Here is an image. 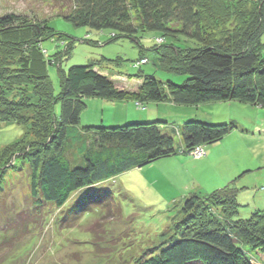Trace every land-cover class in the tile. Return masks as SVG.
<instances>
[{"label":"trees","instance_id":"1","mask_svg":"<svg viewBox=\"0 0 264 264\" xmlns=\"http://www.w3.org/2000/svg\"><path fill=\"white\" fill-rule=\"evenodd\" d=\"M51 2L55 14L66 22L95 31L100 38L106 34V42L100 45L121 39L135 43L139 58L133 68L138 73L130 77L133 85L127 89L107 74V66L118 65L117 61L101 58L63 71L65 55L47 57L41 48L42 42L55 36L44 19L27 13L0 14V124L23 131L21 138L0 150V195L9 186L5 179L25 174L32 205L17 214L12 204L6 210L0 207L9 232L25 220L43 214L52 217L54 212L66 228L104 210L125 220L106 185L116 184L127 172L175 156L200 160L206 148L241 131L234 121L201 114V105L239 103L264 111V0ZM147 33L156 37L154 46L145 50L141 38ZM88 38L84 40L89 42ZM145 52L153 58L149 60ZM150 61L155 70L186 77L185 81L175 85L144 74L141 66ZM50 66L56 67L59 77L57 95L47 74ZM87 99L132 102L137 109L149 104L194 107L198 112L170 115L172 122L162 116L144 124H128L132 120L125 119L117 123L128 124L121 127L80 129ZM196 150L203 155L194 158ZM244 174L204 196L191 193L180 198L181 218L131 264H250L243 247L264 256V209L236 219L242 200L235 184Z\"/></svg>","mask_w":264,"mask_h":264},{"label":"rangeland","instance_id":"2","mask_svg":"<svg viewBox=\"0 0 264 264\" xmlns=\"http://www.w3.org/2000/svg\"><path fill=\"white\" fill-rule=\"evenodd\" d=\"M51 4V0H0V14L27 13L44 19L55 36L42 42L41 48L46 52L47 57L56 58L65 55L61 64L63 71L73 66L88 65L101 58L117 61L118 65H106L107 74L115 84L129 89L133 85L130 77L138 73V70L133 68V63L139 58V47L126 39L100 45V42H106V34L100 38L95 31L75 27L58 17ZM87 35L89 42L84 40ZM155 37L156 35L151 33L142 36L141 44L145 50L154 46ZM168 42L166 39L164 43ZM65 49H68L67 53ZM144 55L149 60L153 58L150 52H145ZM140 71L146 75H153L161 82L171 81L175 85H181L186 79L183 76L169 75L155 70L151 61L141 66ZM47 74L54 94L57 95L60 82L56 67H48ZM27 95L30 96L29 93ZM85 105L86 108L80 115L78 125L80 129L84 126L121 127L128 124L149 123L162 118L159 117L162 112L167 117L171 115L173 118L183 117L186 112L194 115L198 112L194 107L170 109L164 107V104H149L137 109L132 102L118 103L102 99H87ZM199 109L201 114L215 119H225V122L234 121L240 129L247 130V135L242 136L235 132L229 135L232 136L229 139L231 147H236L241 152L234 156V161L240 162L244 159L261 164L257 166L258 170L247 177L248 179L261 176L259 173L264 174V127L261 130L249 128L259 122L264 125V111L239 103L222 102L201 105ZM56 110L59 112V106ZM125 119L132 120V123L117 124ZM181 125L183 123L179 124ZM22 135V129L16 126L6 127L0 124V150ZM223 144L227 146V143ZM154 168L155 166H146L141 170H132L119 176L116 184L105 186L112 190L114 199L121 205L122 217L126 218L125 220L118 218V213L113 217L108 210H104L101 214H96L97 216L81 218L70 228H66L64 223H58L56 219L58 214L51 212L52 217L43 214L39 219L32 218L28 223V220H25L14 231L9 232V228L6 230V221L0 218V264H131L135 258H139L143 250L155 246L161 240L159 235L181 218L178 214L181 202H178L180 198L177 197L188 192H182L186 184L190 183L188 187L192 188L194 181H198L202 175L197 169L196 172L183 176L180 181L176 179L172 182H162L156 176ZM263 181L254 184L255 189H252L251 195L264 191ZM5 184L9 186L5 188L4 194L0 195L1 208L5 207L6 210V207L10 208L8 205L12 204L11 206L16 207L14 213L17 214L23 209L32 207L29 199V181L25 174L10 175L5 179ZM245 185L241 182L240 187ZM9 187L13 189L7 192ZM251 195V201L249 200L251 207L241 205L236 219H247L248 213L254 211L251 210L255 207ZM30 212L35 213L36 210L32 209ZM97 223L102 224L101 228L96 227ZM243 248L248 251L246 247ZM247 251L244 254L250 264H264V256Z\"/></svg>","mask_w":264,"mask_h":264},{"label":"crops","instance_id":"3","mask_svg":"<svg viewBox=\"0 0 264 264\" xmlns=\"http://www.w3.org/2000/svg\"><path fill=\"white\" fill-rule=\"evenodd\" d=\"M163 114L164 113H161L160 116H165L166 122H172L170 121L172 117H167L166 114L164 115ZM198 116L200 118V115ZM202 120L204 122L211 123V121L206 117H203ZM173 122H177V121H173ZM263 127L264 125L261 122H259V124L257 125L254 124L249 128L261 130ZM234 132L240 133L242 136L247 135V130L243 128L241 129V131H234ZM230 137L232 136H228L220 144L206 148V155L204 158L200 160H193L188 156L182 155V156H175L173 158H168L158 162L154 168L156 176L162 182H167V181L172 182L176 179L180 181L183 176L188 175L189 173L196 172L197 169H199L202 172V175L198 178V181L196 179H195L196 181L193 180L195 184L193 185L192 188L188 187L190 183L186 184L185 188L182 189V192L183 191H188V192L184 194L182 193L177 197V198H183V196H185L186 194L188 195L192 192H196L200 194L210 193L214 190L224 187L228 182L233 181L241 174L245 173L243 177L237 180L235 186L236 188H239L241 190L239 193V197L240 199L244 200V201L242 200L241 204L249 205V207H251L249 203V200L251 201L250 199L251 191L252 189H255V185L260 183L261 180H264V174L259 173L261 174V176L258 175L256 178H253L252 180L247 178L249 175L254 173V171H256L257 169V166H261V164L259 165L253 161L244 160V159H242L240 162L234 161V156L237 153L241 154V152H239V150L236 147H231L229 141ZM235 137H239V136H235ZM223 143H227V146L224 145ZM222 144L225 148L222 146ZM261 169L262 167L259 169V171ZM241 182H244V184H246L245 187L242 188L240 187ZM242 195H244L245 197H243ZM251 196H252L253 204L255 206L254 208H251V210L264 209V191H262L260 194L257 193L252 194ZM177 198H175L174 200L176 201Z\"/></svg>","mask_w":264,"mask_h":264},{"label":"built area","instance_id":"4","mask_svg":"<svg viewBox=\"0 0 264 264\" xmlns=\"http://www.w3.org/2000/svg\"><path fill=\"white\" fill-rule=\"evenodd\" d=\"M203 155V152L201 150H196L193 154L194 158H199Z\"/></svg>","mask_w":264,"mask_h":264}]
</instances>
